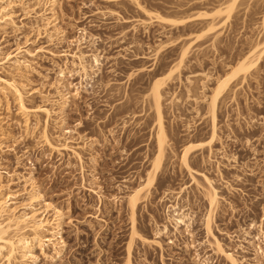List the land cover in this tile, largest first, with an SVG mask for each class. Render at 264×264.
Listing matches in <instances>:
<instances>
[{"label":"rangeland","instance_id":"1","mask_svg":"<svg viewBox=\"0 0 264 264\" xmlns=\"http://www.w3.org/2000/svg\"><path fill=\"white\" fill-rule=\"evenodd\" d=\"M8 1L13 3L9 12L14 25H7L0 32V75L5 79H14L23 87L25 101L29 107L44 106L55 108L53 110L57 111L53 101L58 97L55 98L57 94L51 85L57 82H60L59 86L62 85V78L58 74L65 62L62 52H76V41L82 35L81 30L85 31L87 38L82 51L86 54L96 51L102 65L96 76L87 80V85L83 84L86 90L81 92L80 97L71 98L70 107L65 113V124L62 126L64 129L58 126L57 113H54L48 121V133L51 138L55 137L59 142H63L65 137L70 149L79 154L80 160L70 151L56 153L44 147L40 137V129L44 121L41 115L37 116L41 120L39 127L25 136L24 116L18 112L14 104H9L8 107L4 103L0 104V171L13 174L11 178L8 174H1L0 197L15 195V203L11 206L17 208V213L28 212L29 210H24V205L29 201L26 194L29 185L18 180L17 177L25 176L29 170L35 186L43 196V201L51 203L62 212L61 236L65 242L63 253L52 261L49 260V256L53 254L51 245L44 247L47 257L42 255L40 250L34 249L36 260L31 264H125L126 244L130 234L125 197L146 178L147 172L151 169L150 161L155 153L152 137L155 132V116L147 96L149 83L153 77H162L169 71V65L171 67L174 65L171 62L175 63L174 61L177 60L180 45H186L195 35L202 32L207 20H193L184 32L173 27H162L157 22L148 26L145 17L128 0H56L53 7L49 0H41L38 4L34 0ZM139 1L147 3L146 6L151 8L150 10L159 11L162 16L174 19H186L205 12L211 13L222 5L221 2L224 3V0H192L198 2L185 10L182 8V11L176 9L175 4H168L176 0ZM178 1L182 0L176 2ZM170 6L171 9L168 8ZM242 6L231 21L218 28L219 38L214 39V34H206L202 37L201 46H193L192 51L198 52L197 50L202 48L205 56L200 66L192 64L188 70H183L182 77L189 73L199 74L202 71L212 75H216V72L225 75L228 70L221 69L224 68L221 65L233 66L247 52L248 48L242 42L251 38L259 43L262 42L260 22L264 11V0H245ZM119 16L128 18L131 22L121 23ZM139 20L142 25L141 22L138 23ZM164 32L167 34L165 37L162 35ZM49 34H52L53 39H48ZM179 34L181 37H178ZM167 38L175 42L176 39L180 40L179 48L170 47L165 52L157 54L154 64L156 68L152 76L143 73L128 80L129 73L136 71L141 63L123 60L122 56L127 54L125 48L131 43H138V46L135 45L132 50L151 58L157 47L155 45L162 41L163 44H167L169 42H166ZM212 40L216 42L218 55L209 49ZM91 42L94 43L91 45ZM219 42L229 43V48L217 44ZM196 52L193 53L196 55ZM190 56H193L192 52ZM218 56L222 57V62L221 65L219 63L218 66L215 65V69L210 60ZM14 57L20 61L25 60V64L13 65ZM70 59L67 57L68 61ZM144 63L147 68L153 65L151 59ZM201 77L195 79L199 78V81ZM257 80L256 82L250 80L251 83L247 87L239 89L238 91L241 92L236 100L227 98L218 113L221 125L229 120L234 129L230 134L224 127L221 128L220 137L224 142L225 154L236 155L237 161L240 160V163L246 165H243V170L246 172L238 171V165L234 166L236 163L231 164L230 161L219 158L221 155L218 154L223 175L220 179L214 164L206 166V169L205 165H200L198 158L202 153L206 154L205 150L195 152V161L192 163L194 169L204 170L203 172L214 179L221 197L212 223L213 234L237 257L245 256L242 264H264V259L260 262L253 259V247L246 243L253 240L252 236L258 233L257 227L251 228L250 223L259 224L264 218V61ZM64 82L71 83L72 86L68 88L70 94L81 83L77 75L66 76ZM175 82L167 86L170 93L174 89H180L179 84ZM208 85L209 89L213 87V83L210 85L209 82ZM60 88L62 92L63 89L61 86ZM179 93L182 104L179 102L177 107L170 103L169 95L163 102L164 119L166 118L165 123L169 131H167L168 138L173 141L171 144L176 157L168 152L170 155L159 172L155 184L148 189L147 194H149L140 204L136 212L138 232L145 238L153 240L155 232L161 229L162 225L169 224L163 205L169 206L178 202L181 207L188 210L185 209V212L193 216V237L185 234V236L183 234L175 236L172 233L168 236L163 235L160 238L163 244V263L197 264L193 259L194 250L187 251L183 247L188 242L197 246L202 257L209 256L211 264H227L223 259L221 260V257H217L212 247L210 250L211 245H208L212 243V238L207 237L201 221L207 210L202 191L191 185L187 173L181 170L178 163L185 142H204L209 138L207 110L204 104L198 105L200 117H197L193 111L194 105L186 103L184 93L182 91ZM208 94L209 92L206 95ZM246 101L249 103L247 104ZM183 103L187 104V107L183 106ZM169 106L173 108L170 110ZM238 111H241L242 116ZM191 117L195 118L194 121ZM228 117L230 119H227ZM34 118V116L29 117L31 127ZM185 122L192 123L193 128L196 127L187 138L182 131ZM236 126L241 128H235ZM192 135L193 138H190ZM246 140H249L248 144ZM248 145H252L255 154ZM220 147L221 145L216 143L214 149ZM234 175L239 176L240 180ZM167 191L171 193L169 194L171 197L168 196L166 201L164 199L165 203L162 204L160 198H163ZM42 204H35L39 215L43 210ZM46 219H53L52 212H48ZM262 227L264 230V223ZM169 229L171 230L170 227ZM168 239H172L174 243L168 245ZM262 240L261 238L258 244L257 241L255 243L262 247L261 242H264ZM131 260L132 264H162L159 250L144 245L138 240L133 245Z\"/></svg>","mask_w":264,"mask_h":264},{"label":"bare ground","instance_id":"2","mask_svg":"<svg viewBox=\"0 0 264 264\" xmlns=\"http://www.w3.org/2000/svg\"><path fill=\"white\" fill-rule=\"evenodd\" d=\"M34 1L37 2L36 4L41 2V0H34ZM106 1H110V0H106ZM128 1L132 2L133 5L135 6V9H137V11L145 17L146 23L148 24V26L154 22H157L162 27H173L175 29H178L180 31L185 32L184 29H186L188 27V25L193 20H197V19H201V20H205V21L207 20V22H206L207 24H206L205 29L202 32H199L198 34L196 33L197 35H195V37L192 38L186 45H182L181 41L179 40L181 45H180V50H178L179 53L177 51V53H178V57L176 58L177 60L174 61L175 63H173V61L171 62L172 65L173 64L174 65L172 67H171V65H169L170 66V68L168 67L169 71L168 72L166 71L167 73L165 72L166 74L164 76L155 77V78L153 77V79L149 83L147 96L151 101V107H152L151 109H153L152 111L154 112V116H155V118H154L155 119V132L152 136L154 143H155L154 144L155 145V153L152 156V159L150 161L151 162L150 163L151 169L147 172L146 178L144 180H142V183H140L139 186L135 187L130 192H128L126 194V197H125L126 207H127V211H128L127 213H128V217H129V224H130L129 240L127 241V244H126L125 264H132L131 255H132L133 245H134L136 240H138L139 242H141L144 245L153 246V247L157 248L160 252L161 263L164 264L163 263V244L160 241V238L163 235L168 236L170 233H172L175 236L178 234L179 235L183 234V236L186 235L189 237H193V232H192V226H193V222H194L192 220L193 216H191V214H189L188 212H185L187 209L185 208L186 209L185 210L184 207H181L178 202H177V204L175 203L174 205H170V204H169V206L163 205V207H165V212H164V213H166L165 216H167V218L166 217L165 218L167 219V223H169V224L168 225H166V224L162 225L161 229H158L155 232V238L153 240H149V239L145 238L144 236H142L138 232L139 230L137 228V223H136V212H137L140 204L146 199L147 195L149 194V193L147 194L148 189L153 187V185L155 184V181L157 179L159 172L161 171V169H163L162 167H163L164 163L167 161L168 156L170 155V154H168V152L172 153L173 157H176V154L173 150L174 148L171 144V142H173V141H170V139L168 138L169 134L167 133L168 128H167V125L165 123L166 118L164 119L165 115H164L163 102L165 101L166 96L169 95L170 96V98H169L170 103L172 102L171 104H173V106L177 107V104L182 99V97L180 98V93H179L180 91H182L184 93L185 98L184 97L183 98L186 99V103H191L190 105H194V107L193 106L192 107H193V111H194L195 115H197V117L198 116L200 117V115H199L200 110L198 108V105L204 104V106L206 107V110H207V117L209 119V123H208L209 124L208 125L209 126V138L207 139V141H204V142H191V141L189 142L188 141V143L185 142L186 145H184L182 147L180 154H179V157L177 156L178 157V163H179L180 167L182 168V169L181 168L180 169L184 170V172L187 173V175L190 179L191 185H193L197 189L199 188L200 191H202L201 194H203L205 202L207 203V207H206L207 210H206V213L203 215V217H204L203 220H201V221H203V226H204L203 228L206 232L207 237L212 238V240H211L212 243L211 244H208V242H206V243L208 245H211L210 250L212 247L213 253L215 255H217V257L218 256L221 257V260L223 259V261H225L227 264H242V261L245 259V256L241 255V257H237V255H235L232 250L226 249V247L224 246L222 241L220 239H218V237H215V235L213 234L212 223H213L214 217L216 215L219 200L221 197L219 196L217 187L214 184V182H215L214 179L210 178L211 176L209 177V175L207 173L203 172L204 170H199L198 168H197L198 170L194 169V167H192V163L195 161V152L205 150L206 154L204 155V153H202V155H200V157L198 158L200 165L201 166L205 165L204 166V168H205L208 165L214 164V166H215L214 168L216 169V174L218 177H220V179L222 178L223 175H222V171L220 168L221 167V161L218 160V156H217L218 154L221 155V157H219V158H221L225 161H230L231 164L236 163L234 166L238 165L237 166L238 171L243 170V165H245V164L243 162L240 163L239 159H238L239 161H237L236 155L227 156L228 154L227 155L225 154L226 150H225L224 142L220 137L221 128L224 127L228 131V133H230V134L232 132H234V129L232 127L231 122L229 120H226V119H225L226 120L225 122L223 121L224 123L222 126L220 123L221 120L219 119L218 113H219L220 107L224 104V101L227 98H230L231 100H236L237 95L239 94V92H241V91H238L239 89H242L245 86L247 87V85L251 83V82L249 83L250 80H255L254 82H256V80H257V77L261 71V65L264 61V11H263V14L261 17V22H260V32L262 34V42L261 43L256 41V39L251 40L252 38L247 39L244 42H242V40H241V42L244 43V45L248 49H247V52L242 57H240V59L238 61H236V63H234L233 66H231L229 64L221 65V62H222L221 56L220 57L218 56V58H216L214 60H213V58H214L213 57L212 60H210L211 65L213 67L215 65H217L218 63L222 67L224 66V68H221V69L228 70V72H226L225 75H219V74H217V72H216V75L215 74L212 75L211 73H206V72L202 71V73H199V74L198 73H196V74L195 73L194 74L189 73V74H186L185 77L184 76L182 77L181 73L183 70H188L192 64H193V66L194 65L200 66L202 64V60L205 56L203 54L205 52L201 50L202 48L199 50L195 49L198 52L192 51L193 46H195V45L201 46L202 45L201 43L203 41L202 37H204L206 34H214L215 35L214 39L219 38L217 36V35H219L217 33L218 28L221 26H224L226 23L231 21L233 16L235 17V15H237L240 6L243 5L245 0H224V3L221 2L222 5H220V3H219L220 6L218 5L219 7L215 11H213L211 13L205 12V13H199L197 15L195 14L193 17H188L186 19H174V18H169V17L167 18V17H164L165 15L162 16L159 11H158L159 12L158 13V12H154V11L150 10L151 8L149 9V7L146 6L147 3H142L143 1H141V2L139 0H128ZM176 1H174V3H168V4H171V5L175 4L176 9L178 8V10L180 9L183 11L182 8H184V10H185V8L187 9V8L192 7L194 3L198 2V1H204V0H198L195 2L194 1L192 2V0H182V1H178V2H176ZM217 1H221V0H217ZM171 2H173V1H171ZM214 2H216V1H214ZM49 3L51 4V7H53V5L56 3V0H49ZM11 4H13V3H11L8 0H0V32L2 30H4L7 25H14L11 13L9 12V9L11 8ZM19 4H21V2H19ZM254 5H256V4H254ZM168 8L171 9V6ZM172 8L175 9V7H173V6H172ZM120 17L121 16H119L118 18L120 19L119 21L121 23H130L131 22V20L130 19L128 20V18L124 19V18H122V17L120 18ZM132 21H134V20H132ZM140 22H141V20H139L138 23L140 24ZM143 22H144L143 26L146 25L145 21H143ZM52 25L54 26L53 23H52ZM141 25H142V22H141ZM55 27H56V25H55ZM134 28L135 27H133V29ZM51 33H52V31H51ZM81 33H82V35L80 34L81 35L80 39H78L76 41V46H77L76 52H73V53H67L65 51L62 52V57H64L65 62L63 63L62 68L58 71L60 78H62V85H60L63 89L62 92H61V88L59 86L60 82H57V80H56L57 83H53L51 85L53 87V88L52 87L51 88L54 89V91L57 94V96H55V98L58 97L57 100L54 99V101H53L54 104L56 105L55 107H57V111L53 110L55 108L51 109V108H47L44 106H36L33 108L29 107L25 101V93H24L23 87L20 84L16 83V81L14 79H12V78L5 79L0 75V104L4 103L7 107L9 104H14L16 109L18 110V112L22 116H24V118H25L23 121L24 135L28 136V134L32 130H35L39 127L41 120L37 116L41 115L44 118V121H42L43 124H42V127L40 129V137L42 139L41 142H43V144L45 145L44 147H47L50 151H55L56 153H61L62 151H65V150L67 152L70 151V153H73V156L76 157L78 160H80L79 154L76 151H74L73 149H70V146L68 145L67 139L64 137L63 142H59V139L56 140L55 137H54V139L51 138V136L48 133V127L47 126H48V121L50 120V118L53 116L54 113H57V116H58L57 117L58 122H59L58 126H60V128H61L65 124V116H66L65 113H66V110L70 107L71 98H77L78 99L81 95V92L86 90V86H84L83 84L86 83L87 80H91L92 78H94L96 76V74L100 71V67H101L102 63L100 60V56H98L96 51H92L90 54H86V52L82 51L83 46L86 44L87 38H86V33L84 30H81ZM51 35L50 34L47 35L49 40L53 39V37ZM62 35L65 36L64 33H62ZM162 35L165 37V35H167V34L164 32V33H162ZM178 37H181L180 34L178 35ZM167 41H169V39L166 40V42ZM179 41L176 39V42L175 41H169V42H167V44H163L162 43L163 41L157 43L158 45L157 44L155 45V47L156 46L157 47H156V49L154 48L155 52L151 58L144 53H136L132 49L135 47V45L138 46V43H131V45H129L128 47L125 48V51L127 52V54L122 56V58H123V60H125L127 62H140L141 65L138 67V69H136V71H133V73L131 71V73H129L128 80H131L132 77L139 76L143 73H146V74L148 73L149 76H152L154 74V71L156 68L154 64L157 60L156 59L157 54L161 53V52H165L166 49H169L170 47H174L176 49V47L179 46ZM217 42H218V39H217ZM237 42H235V43L237 44ZM93 43L94 42H91V45ZM215 43L216 42H214V40H212L210 43V46H209L211 48H209V47L208 48L212 49V52L216 53V55H218V49H217ZM242 43H241V45H242ZM217 44H220L225 48H229V43L219 42ZM236 44H234V45H236ZM139 45H140V42H139ZM260 45H261V47H260ZM84 48H85V46H84ZM39 49H41V48H39ZM200 51H202V52H200ZM191 52L193 54L192 57L190 56ZM193 52H196L197 54L195 55V53H193ZM27 53L30 54L29 51H27ZM213 53H212V55H213ZM129 54H131V55L128 56ZM67 57L71 58L70 61L67 60ZM224 57H226V56H224ZM148 59L149 60L151 59L153 61V65L147 68L145 66L144 61H146ZM207 59H208V56L206 57V60ZM225 59H227V58H225ZM22 64H25V60L20 61L19 59H16V57H14L13 65L20 66ZM230 64H231V62H230ZM210 69L213 70L211 67H210ZM68 75H69V77L77 75L81 81V83L79 82L80 84L74 89L72 94H70L68 92L69 91L68 88L70 86H72L71 83H65L64 82V79H66V76H68ZM198 76H200V77L202 76L199 81H198L199 78L197 80L195 79ZM173 81H176L179 84L180 87L179 86L178 87L180 89H178V88L176 89V90H179L178 92H176L175 89L173 91L171 90L172 92L170 93L169 92L170 89H167V86L170 85L171 83H173ZM66 82H67V80H66ZM209 82H210V85H212V83H213V87H211V89H209V87H208ZM86 85H87V83H86ZM255 88L256 87H254V89ZM247 89H250V88H247ZM208 92H209V94L207 96L206 94ZM241 94L243 96V92ZM181 95L183 96V94H181ZM126 96H127V94H126ZM246 99H247V97H246ZM170 103H169V105H170ZM248 103L249 102H247V104ZM184 104L185 103H183V106L187 105V104L186 105H184ZM188 106H189V104H188ZM175 107H174V109H175ZM169 108L171 110L173 107L169 106ZM170 110H169V112H170ZM191 110H192V108H191ZM191 110H189V111H191ZM176 111H178V108ZM186 111H187V109H186ZM240 112L241 111H238V114L240 116H242L240 114ZM30 116L35 117L34 118L35 120L33 121L34 123L32 124V127L30 126L31 123L29 121ZM227 116H229V115H227ZM183 117H184V115H183ZM187 117L188 116H186V119H187ZM197 117L195 116V118H197ZM192 118L194 121L195 118L191 117V120H192ZM179 119H181V118L179 117ZM199 119H196V120H199ZM227 119H230V118L228 117ZM250 121H248V122H250ZM251 122L253 123L254 120ZM191 124L192 123H190V122H185V126L182 129V131H184V133H185V136H186L185 138L189 137L192 134V132L194 131V129L196 128V127L193 128V126ZM244 124H246V123H244ZM246 127L248 128V126H246ZM235 128H241V127L236 126ZM68 133H70V131ZM195 133H196V131H195ZM174 136H176V135H174ZM227 136H228V134H227ZM190 138H193V135ZM227 138H229V137H227ZM216 143L221 145L220 149L219 148L217 150H215L216 148L214 149V146ZM248 143H249V140H246V144H248ZM248 146H249L251 152L253 154H255V149L252 147V145L251 146L248 145ZM168 160H170V159H168ZM171 160H173V159H171ZM198 160H196V161H198ZM172 164H173V162H172ZM245 166H244V168H245ZM225 167H226V165H225ZM243 171L246 172L245 170H243ZM27 172H26L27 174L25 176L21 175V178L17 177V179L22 180L25 184L29 185V190L26 191V194H28V200L29 201L27 204L24 205V207H25L24 210H29L28 212L22 211L20 213L19 212L17 213V208L11 206L12 204L15 203V201H14L15 195L8 194L5 197H0V264H31V263H33V261L36 260V255H34V249L40 250L39 252L42 255H44L45 257H47L44 247L48 246V245H51L53 247V254L50 253L51 256H49V258H50L49 260L53 261L54 259L60 257L61 253H63V251H64L65 242L63 241L64 239H62V236H61V234H62V229H61L62 212L58 208L53 206L51 203L43 201L42 194L40 193L38 188L35 186V184H34L35 181L33 182L34 179L32 178V173L29 172V170ZM1 174H8V177H10V178L13 177V174L6 173L4 171H2V172L0 171V179L2 178ZM235 177H237V180H240L239 176L236 175ZM182 190H184V188ZM180 192H181V190H180ZM169 194H171V193L168 191L166 193H164V197L162 196L163 198H160V199H162L161 203L164 202L163 201L164 199H165V201L168 199ZM162 195H163V193H162ZM169 197H171V196H169ZM35 204H37V205L42 204V206H43V210L40 212V215L37 214V210L35 209V206H36ZM48 212H52V214H53L52 220L46 219V215L48 214ZM263 221H264V218L262 219V221L259 222V224H257L255 221L254 222L256 224L250 223V225L252 226V227L250 226L251 228L257 227L258 233L256 231L257 235L252 236L253 240L251 239L250 241L246 242L248 245L250 244V246L253 247V249H252V250H254V258L253 259L256 262H260V260L264 259V242H261V243H263L262 247L257 245L258 241L260 242L261 238L264 240V230L262 227V224L264 223ZM169 227L171 228V230L169 229ZM246 231H244V232H246ZM244 232H243V234H244ZM245 235H247V234H245ZM255 241H257V244L255 243ZM173 243L174 242L171 239L168 241L167 244L172 245ZM183 247L187 251L190 249L194 250L193 253L195 254V257L193 259H194V261L197 262V264H211V261H210L211 259L209 258V256L202 257L200 255V252L198 251V248L196 245L187 242V243H185V245ZM48 248H50V247H48ZM241 248L243 250V247H241ZM37 258H38V256H37Z\"/></svg>","mask_w":264,"mask_h":264}]
</instances>
